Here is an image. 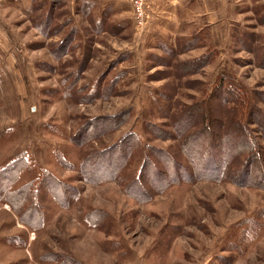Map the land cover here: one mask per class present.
I'll return each instance as SVG.
<instances>
[{
	"label": "rangeland",
	"instance_id": "1",
	"mask_svg": "<svg viewBox=\"0 0 264 264\" xmlns=\"http://www.w3.org/2000/svg\"><path fill=\"white\" fill-rule=\"evenodd\" d=\"M134 4L0 0V173L15 177L0 264H264V190L198 169L182 185L149 176L194 173L195 158L250 137L230 126L231 81L264 122V0H145L142 23ZM134 137L120 182L86 176V162L119 166L110 148ZM253 158L233 176L263 174L264 153ZM142 175L143 201L126 181ZM30 199L39 214L24 223Z\"/></svg>",
	"mask_w": 264,
	"mask_h": 264
},
{
	"label": "trees",
	"instance_id": "2",
	"mask_svg": "<svg viewBox=\"0 0 264 264\" xmlns=\"http://www.w3.org/2000/svg\"><path fill=\"white\" fill-rule=\"evenodd\" d=\"M226 86L225 89H221V91L223 92V96L225 97V100H229L230 101V126L234 127L236 134H238L239 132L243 133V131L248 130L249 136L247 137L244 135L243 139L240 141H237V148H235L233 143H227L228 150H221L219 155H216V151L213 153H209V151L206 152L207 155L204 156V159H194V164H195V169L193 170V172H190L189 170H187V168H184L185 170H187V172L185 171V173L182 175L181 173L179 174H172V176L170 177V179L172 181H168L169 178L165 177V175H163V177L165 178H161V179H157V177L155 178V176L153 175H149L152 179H150V181L152 182V188H156L159 186H164L166 183H171L172 185H182V184H189L191 182H193L196 173L195 171H197L196 169H198L199 171H201L200 176L203 177L204 179L207 180H212V181H216V182H235L236 184H241V185H249L251 188H255V189H260V190H264V173L263 174H249L250 175H246L245 178L246 180L244 181L242 179V177L240 176H233V173L236 170V167L238 165H241L244 167H247L243 170L244 174L248 173L247 169L249 168L248 163H252L251 161L254 160L253 156L254 155H258L260 154V152L264 153V143H260L258 141L257 136L259 135H253L254 131L247 129V124L250 122L256 123L258 125V127L260 126V130H261V136L264 139V122L260 119H256V112H254V108H255V101L254 99H252L251 97L247 96V94H245L242 89L236 84V82L231 81L229 82L227 85H223ZM232 89H234L233 91H231ZM233 92V93H232ZM232 93V94H230ZM221 94V95H222ZM220 95V96H221ZM210 98H204L201 102L208 104ZM226 104H225V108H226ZM224 108V109H225ZM256 109V108H255ZM209 111V109H208ZM212 111V108H211ZM211 112H208V114H210ZM261 114V113H260ZM225 116V115H224ZM262 116V114H261ZM223 120V118H222ZM209 118L208 116L206 118H203V122H205L206 124H208ZM224 122V120H223ZM232 129V128H231ZM230 129V130H231ZM231 132V131H230ZM229 132V133H230ZM224 137H226V134L223 133ZM230 135V134H228ZM231 136V135H230ZM129 137L124 138V143L125 141H127L126 139H128ZM250 138V139H249ZM135 137L130 141V143L128 144V146L126 145L127 149L125 148V146H123L122 144H120L119 146H114L110 149H113L114 151H111V153H109L108 155L111 156H120L118 160L120 161V165L119 166H114L111 165L112 162H110L111 164V168L110 166H105L104 169L98 168L96 167L94 164H89V162H86V164L84 166H88V172L86 173V176L92 180V181H97L98 178H107L108 181H115L117 180L118 182H120L119 180H122V177L120 175L121 170H125L127 168V164L125 163V159L127 157L125 151L129 150V148L131 149H135L137 147H139V145L136 144V141L134 140ZM226 139V138H225ZM224 138H222V136L220 135L218 137V139L214 140V143L216 146L214 148V150H216L219 146H221L222 144H225ZM122 140V141H123ZM123 143V144H124ZM122 145V147H121ZM213 149V148H212ZM235 152V153H241V156H237V157H233L230 155V153ZM240 155V154H238ZM94 156V155H93ZM224 156H227V159L225 160ZM163 157H168V162H170V158L169 156H165V154H163ZM204 160V161H203ZM207 160V161H206ZM88 161V160H86ZM169 164V163H168ZM170 165V164H169ZM114 166V167H113ZM171 166V165H170ZM21 165H16L14 164L11 168L15 169V171L18 173V171L21 169ZM9 169L7 171H11L12 169ZM183 168V167H181ZM4 171V172H7ZM181 174V175H180ZM6 176L5 179H2V177H0V197L2 198L4 196V194H9V191H7L8 186L10 185L11 181L15 178H8L7 175L5 174H1L0 176ZM143 179L141 178L140 180H134V178L131 179H126V181L128 182H132L128 184V192L132 195H135L136 198L138 200L143 201L145 199V195L148 193L146 192L143 188L142 185L144 184V181L147 180L146 176L142 175ZM133 179V180H132ZM132 180V181H131ZM157 180H159V182H157ZM51 184L54 185H59V182L54 179L52 181H50ZM134 184V185H133ZM136 185H139L138 187H134ZM167 186V185H166ZM7 188V189H6ZM7 191V192H3V191ZM27 191H25V189H20L19 191L16 192L15 194V200L17 202H22L21 198H23V196H25ZM35 196L34 192H32L31 197L33 198ZM62 202H64L63 199H60ZM30 208L28 210V214H25V222L24 223H30L32 222V218L35 216H37L38 213V209H37V205L34 204V199H30ZM17 211L20 210L19 207H16ZM31 216V217H27ZM38 220V219H37Z\"/></svg>",
	"mask_w": 264,
	"mask_h": 264
},
{
	"label": "built area",
	"instance_id": "3",
	"mask_svg": "<svg viewBox=\"0 0 264 264\" xmlns=\"http://www.w3.org/2000/svg\"><path fill=\"white\" fill-rule=\"evenodd\" d=\"M135 11L139 18V22L142 23L145 17V0H135Z\"/></svg>",
	"mask_w": 264,
	"mask_h": 264
}]
</instances>
